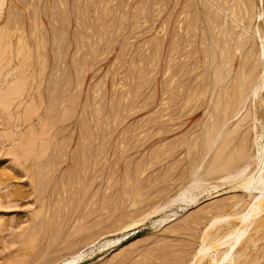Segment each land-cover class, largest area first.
Here are the masks:
<instances>
[{"label": "rangeland", "instance_id": "rangeland-1", "mask_svg": "<svg viewBox=\"0 0 264 264\" xmlns=\"http://www.w3.org/2000/svg\"><path fill=\"white\" fill-rule=\"evenodd\" d=\"M221 2L226 17L219 14ZM0 5V264H188L215 214H228L234 198L248 197L237 182L207 178L202 191L186 193L164 212L146 211L141 208L147 202L165 203L184 185L169 177L168 184L177 186L172 194L160 193V181L151 179L157 170L142 172L140 164L159 161L162 144L200 138L207 113L220 95L236 90L254 61L248 49L256 39L246 30L252 24L264 35V15L252 18L264 13V0H0ZM219 24L231 31L229 40L232 35L234 43H246L239 51L231 48L232 62L225 65ZM239 52L246 53L241 58ZM211 58L215 64L207 62ZM222 67L231 78L219 86L210 77ZM249 106L255 108L249 122L264 144V86ZM244 108L228 127L242 120ZM184 154L176 153L173 161ZM232 187L237 189L228 191ZM263 255L257 264H264Z\"/></svg>", "mask_w": 264, "mask_h": 264}, {"label": "bare ground", "instance_id": "bare-ground-1", "mask_svg": "<svg viewBox=\"0 0 264 264\" xmlns=\"http://www.w3.org/2000/svg\"><path fill=\"white\" fill-rule=\"evenodd\" d=\"M212 2H215V0L214 1L212 0ZM219 2L220 1H218V3ZM224 4L226 5L225 2H223V3L221 2V4H218V5L216 4V5L219 7V9L217 8L218 10H220L219 14L221 15V12H222L223 16L226 17L227 15H224V14H227L226 13V9H224L225 8ZM196 5H197V3H196ZM211 5H212V3H211ZM244 5L246 6L247 4H244ZM228 9L229 8H227V10ZM248 10H249V8H248ZM235 14H237V13H235ZM250 14H251V12H250ZM17 15H19V14H17ZM263 15H264V13H257V14L253 13L252 18H261V17H263ZM11 20H9V21H11ZM195 20L197 21V19H195ZM220 21H217V23L218 22L220 23ZM225 21H226V19H225ZM237 21H239V20H237ZM216 26H217V24H216ZM220 26H222V28L225 27V25L223 26L222 24ZM219 28H221V27H219ZM219 28H217V29H219ZM247 28L248 29L246 30V32L249 34V36L250 37L252 36L251 37L252 39H256L255 48L250 46V48L248 49L249 50L248 52H250V56L254 57V61H252V62L250 61L249 62V66H247V64H245V62H244L245 67L247 66V69L243 71V74H241V78H240L239 82L237 80L239 77H237V79H236L237 81H235V83L238 82L236 84V87H237L236 90H232V92L228 91L223 96L220 95L219 97H220L221 100L216 105L215 110L212 113L211 112L207 113L208 116H206V118H204V119H207V120L200 127V129L202 131V132L201 131L200 132L203 133V134H201L199 132L200 138H198L196 136L197 137V139H196V138H194L195 137V135H194V137H193L194 139H190V138L187 137L186 139L181 140V141L179 140L178 142L177 141L176 142L172 141V143H169V144H166V145L162 144L159 147L160 148V150H159L160 152L156 151L158 153V155H157L158 157L157 156H153V157L160 158L159 161H154L150 157H149L150 159H146L147 162L145 161V159L143 161L141 160L142 164H140V168L142 169V172H144L147 169H151V168H152V170L153 169L157 170V172H155L156 170L153 171V173L154 172L156 173V176H154V175L152 176L151 175L152 176L151 179L156 177V179H153L152 183L155 182V180L156 181H160V184H158V187H159L158 191L160 193L167 192V195L172 194L174 188L177 186L176 183L168 184V180L167 179L169 177L176 178L177 181H182V183L184 185L182 187L180 193H178L177 195H174V196L170 195L169 196L170 199H168L165 203L164 202L163 203L162 202L158 203L156 201L151 202L152 201L151 200L150 203L147 202L141 208L143 210H146L148 208L149 209L153 208V209L156 210L155 211L156 213L160 214V213L164 212L165 209L171 207L172 204L176 200H178L180 198H183V196L186 193L192 192V191L193 192L202 191L201 189L203 188V186H202L201 182L203 180L207 179V178H209V180H211V181H216L217 183L218 182L220 183L221 181H225V183H229V184H231L230 182H232V183L233 182H237L239 184L238 187L242 188L245 191L246 197H248L247 200H243V199L242 200H237L239 197L234 198L235 202H234V200L231 201V202H234V204L232 203L231 206H229L230 204L228 202H226L225 203L226 205L229 204V205H227L228 206V210L232 209L231 212L228 211L229 212L228 214L224 213V215H222V214L219 215L218 214L219 212H217V214H215V216L213 215L215 220L210 224L209 231L204 234V237L202 235L203 238H200V240L201 239L202 240L199 243V245H197V246H199V250H198V248L197 249H195V248L193 249V250H196V251L191 254V257L187 261L188 264H257L256 262L260 261V260L257 261V259H259L261 257V253L264 254L263 253L264 250L261 251L264 248V247L262 248V245H261L262 244L261 241L264 242V144L263 143L261 144L262 141L259 142L260 138H258V136H257V134H258V132L256 131L257 129H256L255 126H251V124L249 122V121H251L250 114H251V116L253 115V113L255 111L254 110L255 108H252L250 106H249L250 109L248 108L249 100L251 99V101H252L253 98L254 99L259 98L261 90H262V88L264 86V82L263 83L260 82L261 73L264 72V35H259L258 28L255 29V26L252 27V24H250ZM219 30L221 31V29H219ZM261 30H260V32H261ZM226 31H227V28H224V30L222 29V31L219 32V33L224 35L223 36L224 39H227L226 37H229L228 38V40H229L230 39L229 33H231V31L230 32H226ZM221 34H220V36H221ZM248 34H247V36H248ZM206 35H207V33H206ZM244 35H246V33ZM231 37L233 39L235 38L232 35H231ZM241 37H243V36H240V39H242ZM182 38H186V37H182ZM208 38H210V36L207 37V40H210V42H211L212 39L211 38L208 39ZM217 39H218V36H217ZM224 39L222 40V38H221L220 39L221 42L219 43V44L223 43V44L226 45V46L221 45L223 47H221L220 50H219L220 53L223 56L222 58L219 57L220 59H222L223 62L221 64H223V65L229 64V62H232V60H230L231 57H232L231 56V50H232L231 48H233L234 45H235L234 48H236L235 51H239L241 48L243 49V46L245 48V44H246V43L242 44L241 40H237L238 42L240 41V44H238V42L234 43V40L232 39L233 41L232 40H229V41H230V43L233 42L234 44L232 43L233 45H229L228 44L229 41H226V43H224L225 42ZM235 41H236V39H235ZM204 46H206V45H204ZM208 46L209 45H207V47ZM210 46H211V44H210ZM227 46L229 48H227ZM213 47H210V50ZM219 47H220V45H219ZM234 48H233V50H234ZM207 50H206V52H207ZM213 50H214V48H213ZM209 51H208V53H209ZM244 51H245V49H244ZM210 52H212V51H210ZM213 52H215V51H213ZM215 53H218V51H216ZM245 53H242V54L244 55ZM210 54H209L210 55L209 57L212 56V53H210ZM242 54H241V58H242ZM206 56L208 58V54ZM216 56L218 57L219 55L217 54ZM245 56H247V55H245ZM232 59H233V57H232ZM246 59H247V61L249 60L248 56H247V58L245 57V60ZM243 60H244V57H243ZM247 61H246V63H248ZM207 62H209V64H212L213 63L212 62V58H211V63H210V60L207 61ZM214 62H215V60H214ZM213 64H215V63H213ZM207 66H209V65H207ZM211 66L214 67L213 65H210V67H209L210 71L212 69ZM227 67H229V66L226 65L224 69H226ZM219 68L218 69L217 68L213 69L212 70L213 71V76L211 75L212 77H210V76H208V77H210L212 79L215 78L214 80H216V83L218 82V85L220 86L224 82L225 78H226L225 81H227V79H230L231 77L229 76L230 78H227L226 73L223 74V72H225L223 67L221 69H219ZM243 69H244V66H243ZM210 71H207V72L209 73ZM224 75H226V77H224ZM61 81H62V79H61ZM66 84L67 83H65V85ZM68 84H69V82H68ZM209 84L211 85V83H209ZM206 85H208V84H206ZM64 87H62V88H64ZM189 87H190V85H189ZM206 88H209V86H207ZM65 90H67V89H65ZM190 92L193 93L191 90H190ZM209 92H208L207 96H209ZM204 95L206 96V91L204 92ZM212 97H213V94H210L208 99L212 98ZM188 98H189V96H188ZM188 101H189V99H188ZM63 102H64V100H63ZM240 105L242 106L241 109L239 108ZM52 107H54V106L52 105ZM243 108L244 109L247 108V109L244 112L245 114L242 117V120L239 123H237L234 126V128L233 127H228L227 126V122H229L234 117L238 116L241 113ZM55 110L56 109H54V111ZM104 118H105V116H104ZM56 120H57V118H56ZM262 123L264 125V119H263ZM51 125H53V124H51ZM244 126H248L246 130L244 129ZM247 130L250 131V134H249V132H247ZM246 133H248L247 136H245ZM83 136H81V137H83ZM220 137H222L221 140L223 138L224 139L222 141H220V139H219ZM97 139H98V136H97ZM87 140H88V138H86V141ZM261 140H263V139H261ZM82 141H84V137H83V140L81 139V142ZM251 146H256V148H257L256 149L254 147L256 149V151L253 150L254 151L253 153L250 152V150L247 152V150L250 149ZM53 147H54V145H53ZM55 149H56V147H55ZM82 150H83V148H82ZM251 151H252V149H251ZM165 152H166V154H165ZM178 152H183V153L186 154V156L184 154L185 157H183L182 159L178 158V159H175L173 161V158L177 157L176 153H178ZM57 154H58V152H57ZM65 155H66V152H65ZM164 160H167L169 163L166 161L167 162V164H166V162ZM160 161L165 162V164H163V163L160 164L159 163ZM183 162H185V163H183ZM172 165H174V167ZM151 173H152V171H151ZM147 176H149V175H147ZM216 182H213V183L216 184ZM225 183H223V185ZM142 184L143 183H141V185ZM214 184L212 186L215 188L217 185L214 186ZM140 189H142V188L140 187ZM215 189H217V188H215ZM134 193H136V191ZM137 193H138V191H137ZM138 194H140V195L139 196L137 195V197L140 198L141 197V193H138ZM17 195H18V193H17ZM133 195H135V194H133ZM142 195L145 196V197L148 196V195L146 196V194H142ZM149 197H151V196H149ZM162 198H163V196L160 199H162ZM139 203L141 204L143 202L140 201ZM223 204H224V202H223ZM224 207H226V206H224ZM31 240H33V239L31 238ZM62 242H63V240H62ZM192 243H194V242H192ZM187 253H188V251H187ZM181 254H183V253H181ZM182 258H184V257H182ZM178 262L180 263V261H178ZM66 264H70V263H66ZM175 264H178V263H175Z\"/></svg>", "mask_w": 264, "mask_h": 264}, {"label": "water", "instance_id": "water-1", "mask_svg": "<svg viewBox=\"0 0 264 264\" xmlns=\"http://www.w3.org/2000/svg\"><path fill=\"white\" fill-rule=\"evenodd\" d=\"M234 189H236L235 187H232L230 190H228V191H231V190H234ZM224 194V192L222 193V195ZM89 262V260L88 261H85V262H82V263H80V264H87Z\"/></svg>", "mask_w": 264, "mask_h": 264}]
</instances>
